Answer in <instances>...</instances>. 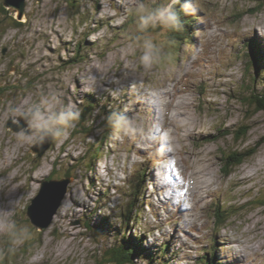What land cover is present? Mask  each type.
Instances as JSON below:
<instances>
[{"label":"rangeland","instance_id":"374dc122","mask_svg":"<svg viewBox=\"0 0 264 264\" xmlns=\"http://www.w3.org/2000/svg\"><path fill=\"white\" fill-rule=\"evenodd\" d=\"M26 2L25 25L9 28L0 47V264H96L114 240L97 241L87 219L106 215L118 222L135 198V183L143 221L132 231L149 245L168 241L176 264H202L203 251L215 245L220 264H264V110L255 114L240 97L256 72L245 43L264 46V0H189L201 22L197 45L173 48L169 31L159 27L144 31L142 43L138 21L129 31L136 7L155 8L154 0ZM146 39L159 50L151 67L140 62ZM79 44L81 58L62 63L78 56ZM165 90L171 94H157ZM90 96L86 129L53 120L60 134L38 157L33 146L44 135L30 123L33 115H80ZM103 109L132 118L136 133L107 128ZM25 117L27 126L8 127ZM166 117L186 128L179 143L171 142L178 131L166 126ZM233 150L255 154L227 168L223 158ZM66 174L67 194L52 224L39 228L28 206L42 180ZM245 176L252 179L240 182ZM219 215L230 218L218 225ZM10 222L32 233L15 251L6 233ZM215 235L219 244L211 242Z\"/></svg>","mask_w":264,"mask_h":264},{"label":"trees","instance_id":"16d2710c","mask_svg":"<svg viewBox=\"0 0 264 264\" xmlns=\"http://www.w3.org/2000/svg\"><path fill=\"white\" fill-rule=\"evenodd\" d=\"M4 0H0V47L1 42L6 34L7 30L11 27H21L25 25V21L20 20L16 13L11 12L10 9L4 5ZM76 0H71V5L75 6ZM164 3L162 0H154L152 6L158 7L160 4ZM190 4L191 11L185 12L184 11V5ZM176 9L180 15L181 22L183 24V29L180 31H169L167 41L170 45V48L172 47H178L182 43L189 44V45H197V40L195 39L194 35H197V31L199 29V26H201V22L199 19V13L197 10L193 7L191 2L189 0H180V3L176 5ZM261 6L257 7L253 10H260ZM97 22H100L99 20ZM137 20L136 16H133V19L131 23L128 25L129 31H132L136 28ZM149 30V29H148ZM147 30V31H148ZM146 31V32H147ZM137 36H139L141 39L138 43H142V40L145 36H148L144 32H137ZM135 34H133V38H136ZM246 49L248 47V51L251 57V61L253 63V66L255 67V74L252 76L251 84H248L246 86V83H244V88L246 90L241 89L240 91V97L243 100L246 105L249 106V108H253L255 114L259 111L264 110V46L256 39H253L252 41L249 40V42L245 43ZM250 49V50H249ZM77 57L74 55L73 57H70L68 60H63L62 63H65L67 61L71 62L72 60H79L81 58V45L79 44L77 49ZM84 54V53H83ZM85 56V54H84ZM251 72L249 68H247L246 73L248 74ZM258 85V87H256ZM1 95V90H0ZM88 102L86 104H83L85 111L79 115V118L76 120V123L81 126V128L86 129V124L84 125L86 119L88 116H90L87 113V109L90 110L93 109V105H91V101L94 100L91 98H86ZM89 104V105H88ZM103 108V107H102ZM107 113V119L106 124L107 128H112L109 126L108 118L113 113L118 112H110L107 109H103V111ZM83 124V127H82ZM91 132V131H90ZM230 134V133H228ZM209 136V135H208ZM207 136V137H208ZM209 136V138H214V140H218L219 136ZM241 136V135H240ZM57 140V139H56ZM101 150V146L99 145L97 148L93 149V158L97 157L99 155V151ZM230 154H225L224 160L229 159V162L227 163L226 167L234 168L239 165H241L247 158L252 157L255 154V151H245V150H233L230 151ZM94 160V159H92ZM83 164V161L81 162ZM225 168V169H227ZM223 168V172L225 175H229L230 171H225ZM141 176V170L139 171ZM65 177L71 178L70 174H66ZM48 178H52V175L48 176ZM139 182V181H138ZM142 188V187H141ZM139 189L140 185H137V183L134 184V196L135 198H131L129 201L127 208L122 209L121 213L119 214L118 222H113L111 218L108 216H102L99 217L97 215V218L95 220H92V216L87 219L86 227L90 230V232L96 237L97 241L99 240H108L109 238H112L114 240V243L112 245H109L105 251H102L103 258L96 263V264H139L143 262H147L146 264H171L172 262L175 263L176 257H178V253H175L173 251V248L171 247L170 243L168 241H164L160 245L157 243L149 245L146 242V236H144L142 233H138L137 231L134 233L132 229L138 230V228H142L141 224L143 221L142 215H141V205L143 207L144 200H141L139 202ZM136 210L139 211L136 213ZM234 211H232L233 213ZM230 217L219 215V217H216V222L218 225H224L227 223ZM132 224H135V226L132 227ZM140 225V226H139ZM145 232H150L151 230L147 229L146 227H143ZM215 233V232H214ZM127 234H129L127 236ZM216 234V233H215ZM114 238V239H113ZM216 239L217 242V236L215 235V238L211 239V242ZM218 240H220V236H218ZM9 247V246H8ZM217 245L214 247H210L209 249L203 251L204 255L200 256V263L202 264H220L218 261V258L216 256L217 253ZM9 249V248H8ZM171 255V257H169ZM174 255V256H173ZM173 256V257H172Z\"/></svg>","mask_w":264,"mask_h":264},{"label":"clouds","instance_id":"9594fccd","mask_svg":"<svg viewBox=\"0 0 264 264\" xmlns=\"http://www.w3.org/2000/svg\"><path fill=\"white\" fill-rule=\"evenodd\" d=\"M180 3V0H164L160 6L155 8H148L144 3H140L135 9V15L138 21V28L141 32L148 29H154L159 27L163 31H180L183 29V24L180 19V15L176 9V5ZM184 11H191L190 4L184 5ZM159 50L151 39H146L144 42V51L140 56V62L144 67H151L155 59L157 58ZM79 118L77 111H63L57 114L56 117H46L43 114H34L30 123H34L36 126L43 130H53V120L63 125L64 127H71L72 124ZM109 126H111L115 133L132 136L136 133L134 127V121L127 116H120L117 113H113L108 118ZM54 135H59L58 129L53 130ZM23 133L18 139L22 138ZM44 137H39V141H43ZM6 233L11 236L10 245L11 250H18L23 246L28 239L31 238V230L27 227L17 228L14 222H10L6 227Z\"/></svg>","mask_w":264,"mask_h":264},{"label":"water","instance_id":"95a60500","mask_svg":"<svg viewBox=\"0 0 264 264\" xmlns=\"http://www.w3.org/2000/svg\"><path fill=\"white\" fill-rule=\"evenodd\" d=\"M3 3L9 9L17 11L19 19H22L25 15L26 0H4ZM27 124V118L25 117L19 124L10 120L8 127L20 130ZM41 134L44 135V140L33 146V151L38 153V157H41L53 145L55 138L50 130H42ZM70 182L71 179L67 177L61 179L47 177L42 180L41 189L28 206V215L33 224L42 229L52 224L55 214L67 194Z\"/></svg>","mask_w":264,"mask_h":264},{"label":"bare ground","instance_id":"6f19581e","mask_svg":"<svg viewBox=\"0 0 264 264\" xmlns=\"http://www.w3.org/2000/svg\"><path fill=\"white\" fill-rule=\"evenodd\" d=\"M250 53V52H249ZM251 55V54H250ZM158 95H160V94H171L169 91H167V90H165L164 92H161V93H157ZM173 119V118H172ZM172 119L171 118H167L166 117V121H165V123H166V126L168 125V126H174L175 127V129L178 131L177 132V136H175V139H172L171 140V142L172 143H175V142H180V138L178 137L179 135H180V131H184V132H186V134H187V131H186V128L181 124V122H179V121H177V120H173V122H174V124H173V122H172ZM172 132V131H171ZM161 133V132H160ZM183 136V135H182ZM157 138V137H156ZM182 141V140H181ZM165 144H167V141L165 142ZM168 145V144H167ZM174 150H176V149H174ZM168 152L169 153H171V152H174V151H171L170 149H168ZM168 153V154H169ZM175 177V176H174ZM252 179V176H245V177H243L242 179H240V182H242V183H245V182H247V181H250ZM201 189H204V188H208V189H210L211 187H210V185L208 184V185H205V186H202V187H200ZM180 201V200H179ZM80 201L79 200H76V203H79ZM67 203V202H66ZM69 204V203H68ZM66 206V205H65ZM67 206H69V205H67ZM232 239H234L235 241H237L235 238H232ZM239 257H240V260H239V262H244V260H243V258H242V256H240V255H238V256H236V258L237 259H239Z\"/></svg>","mask_w":264,"mask_h":264}]
</instances>
